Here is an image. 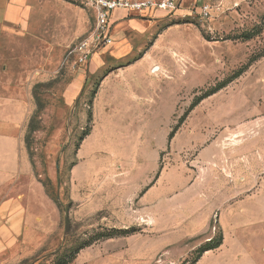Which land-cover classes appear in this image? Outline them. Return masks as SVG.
Listing matches in <instances>:
<instances>
[{
	"label": "rangeland",
	"instance_id": "rangeland-1",
	"mask_svg": "<svg viewBox=\"0 0 264 264\" xmlns=\"http://www.w3.org/2000/svg\"><path fill=\"white\" fill-rule=\"evenodd\" d=\"M64 1L63 45L54 26L13 96L24 102L16 126L2 125L15 112L0 102V208L16 198L26 211L14 235L0 221V264H63L77 251L68 264H197L206 243L225 241L224 226L228 246L264 264V234L233 242L264 230V0L159 13L161 30L176 29L149 49V67L123 72L138 55L116 60L111 44L85 63L71 53L95 20ZM132 44L128 54L148 46ZM190 200L216 206L203 233L189 232L209 208L192 216Z\"/></svg>",
	"mask_w": 264,
	"mask_h": 264
},
{
	"label": "crops",
	"instance_id": "crops-1",
	"mask_svg": "<svg viewBox=\"0 0 264 264\" xmlns=\"http://www.w3.org/2000/svg\"><path fill=\"white\" fill-rule=\"evenodd\" d=\"M183 1L185 3L187 0ZM65 4L68 5L69 3L64 0H0V102L7 106L8 111L11 110L12 112H15L14 119H6L2 122V125L7 127H14L17 125V116L18 114H22L21 111L24 102L21 98L13 96L20 94L18 90H21L22 87L20 81L23 80L25 76L24 73L28 70L33 55L39 53L41 56L42 52H46L49 32L54 26H56V30L59 31V39L56 38L54 42L58 45H63L64 35L62 27L64 20L63 17L65 15ZM159 13L168 14L166 11H157L155 13L153 12L141 16L139 14L130 13L124 9H117L113 13V41L109 46V51L111 52L112 57L116 60H125L138 55L137 59L133 60L120 70H115L116 72H123L125 68L140 60H146L149 67V63L153 58L149 49L156 46L162 34L168 32L170 28L174 27V29H176V25L172 24L171 26L163 27L161 30L159 22L155 20L160 16ZM136 39L141 40V43L145 44V46L148 45L147 48L144 51H138L140 54H128L127 52L129 50H125V48L128 47L130 49V47L133 46L132 41ZM112 72L105 74L101 80L100 87ZM100 91L97 93V97L99 96ZM1 138H4L8 142H16V138L10 137L9 135H3ZM11 156L13 157V155ZM191 193H193L192 190L189 194L192 195ZM44 197L45 199H48L46 194H44ZM13 199L14 201L9 200L0 208V221L2 220L5 222V220H7L14 224L12 226L14 227L13 229H10L11 227L7 228L9 229L7 231H10L12 235H14L12 232L13 230L15 232L17 230L19 232L22 231V223L25 222L26 212L23 205L19 201H16V198ZM175 205V201L168 202L166 209L170 215L177 212ZM215 207L216 206L209 208V206H202L200 202L196 200L189 201L187 204V210L192 216H194V213L196 212L194 210L202 208L201 211H203L207 210L206 208H209L204 216V220H197L195 222L192 231L189 232L191 235L203 233L207 230L211 215L216 210ZM218 208L223 211L222 205L218 206ZM159 209V207H156V209L152 207L150 210H152V213H155V211L159 212ZM222 216L223 213L220 221L222 220ZM154 223H156V221ZM174 223L177 224L178 222L174 221ZM224 227L225 241H223V244L216 249L206 251L197 264H203L207 260L208 264L209 260L212 261L213 264H259L254 258L253 253L243 254L241 251L235 252L236 250L233 249V247L227 245V230H225ZM262 234H264V230L263 232L250 230L247 233V236L245 234L241 236L237 232L233 242L240 240V238L242 239L243 237L245 239L248 238V240H253V242H257ZM4 238L3 231H1L0 243H2L1 241Z\"/></svg>",
	"mask_w": 264,
	"mask_h": 264
},
{
	"label": "built area",
	"instance_id": "built-area-1",
	"mask_svg": "<svg viewBox=\"0 0 264 264\" xmlns=\"http://www.w3.org/2000/svg\"><path fill=\"white\" fill-rule=\"evenodd\" d=\"M92 11L95 29L92 33L74 45L71 53L78 55L80 62H87L93 48L108 46L112 43V16L117 9H124L141 16L157 11L174 12L183 0H70ZM208 5L202 7V13H208Z\"/></svg>",
	"mask_w": 264,
	"mask_h": 264
},
{
	"label": "trees",
	"instance_id": "trees-1",
	"mask_svg": "<svg viewBox=\"0 0 264 264\" xmlns=\"http://www.w3.org/2000/svg\"><path fill=\"white\" fill-rule=\"evenodd\" d=\"M197 104H192V106H190V108L188 109V112H190L195 106H196ZM188 112H187V114H188ZM184 119H185V117L184 118H182L181 119V121L179 122V123H181L182 121H184ZM89 120H92V113L90 112L89 113ZM174 132H175V130L174 131H172L171 132V134H170V140L173 138V136H174ZM89 132L87 131L85 134H84V137H85V135H87ZM159 175V174H158ZM157 175V176H158ZM121 233H123V234H127L128 232L127 231H123V232H121ZM210 242V241H209ZM206 243V246H204L203 247V249H202V251H201V254H200V256H199V258L202 256V254L203 253H205L206 251H209V250H212V249H216V248H218L221 244H222V242H223V238H222V236L220 237V239H219V241H217L215 244H211V243ZM82 248V247H81ZM78 253V251L75 253V254H72L69 258H68V260H66V261H64V263L63 264H68L69 262H71L73 259H74V257H75V255ZM199 258H197V261H198V259Z\"/></svg>",
	"mask_w": 264,
	"mask_h": 264
},
{
	"label": "bare ground",
	"instance_id": "bare-ground-1",
	"mask_svg": "<svg viewBox=\"0 0 264 264\" xmlns=\"http://www.w3.org/2000/svg\"><path fill=\"white\" fill-rule=\"evenodd\" d=\"M158 67H156L155 69H157Z\"/></svg>",
	"mask_w": 264,
	"mask_h": 264
}]
</instances>
